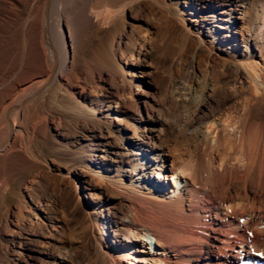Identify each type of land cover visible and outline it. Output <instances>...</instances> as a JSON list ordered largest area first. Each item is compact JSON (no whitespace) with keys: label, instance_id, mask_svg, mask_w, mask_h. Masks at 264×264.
<instances>
[{"label":"bare ground","instance_id":"bare-ground-1","mask_svg":"<svg viewBox=\"0 0 264 264\" xmlns=\"http://www.w3.org/2000/svg\"><path fill=\"white\" fill-rule=\"evenodd\" d=\"M99 1L45 2L43 44L35 47L44 68L6 98L0 118V232H10V245L18 241L20 248L42 242L34 232L35 222L27 221L22 213V207L30 201L38 211L48 214L53 229L57 230L58 223L59 234L65 236L63 224L68 209L64 195L73 199L75 190L70 188L51 204L35 194L39 176L30 175L20 183L10 177L6 167L14 159L33 169L47 164L36 141L45 139L52 125L62 135L63 126L73 124L80 131L92 133L89 143L93 152L105 147L102 139L106 133L125 136L136 149L132 152L140 154L141 162L133 163V169H144L142 176L128 179L123 174L96 172L131 196L130 211L122 215L116 229L118 239L110 242L107 250H100L104 262L107 257L111 264H264V0L242 10L237 0H227L198 31L207 36L216 34L222 46L231 40L236 45L239 38L225 30L234 19L251 18L246 33H236L246 44L245 53H240L234 63L236 78L228 90L224 89L225 98L216 104L220 108L230 103L231 108L212 111L205 121L193 126L191 133L199 138L196 152H185L178 143L159 144L146 135L164 130L159 124L161 104L141 89H134L153 73L148 65L151 51L145 50L146 41L142 39L138 57L143 55V64L149 69L131 67L137 51L126 48L115 32L114 15L97 12ZM172 1L185 4L181 12L186 13L196 0ZM172 27L185 47L193 34L191 27L180 17ZM84 36L85 44L81 43ZM199 39L202 46H207L203 38ZM150 122L160 128L149 127ZM169 160L171 179L163 175ZM68 166L67 174L83 165L76 161ZM14 198H20L22 204L14 203ZM5 204L8 208L3 213ZM13 207L14 228L10 229L9 212ZM100 209L94 207L92 212L100 213ZM62 244L58 243L60 249L66 245ZM212 252L218 253L216 262L209 257ZM22 255L13 253L9 244L1 246L0 264H20ZM62 255V264L73 263L74 254L69 250Z\"/></svg>","mask_w":264,"mask_h":264},{"label":"rangeland","instance_id":"rangeland-1","mask_svg":"<svg viewBox=\"0 0 264 264\" xmlns=\"http://www.w3.org/2000/svg\"><path fill=\"white\" fill-rule=\"evenodd\" d=\"M256 1L237 0L236 5L240 10L244 9L243 7L251 9ZM45 2L46 0H0L1 119L5 112L3 106L6 98L12 96L20 84L30 80L44 68L35 47H41L43 44L42 14ZM225 3L227 0H196L192 2L189 12L182 13L186 5L177 4L172 0L99 1L97 12L103 16L114 15L117 18L116 34L124 41L126 48L137 51L131 67L149 69L147 64H143V55L138 57V43L142 39L146 41L145 50L151 51L148 65L153 73L143 78L134 89L135 92L141 89L142 93L154 98L162 106L159 124L164 130L146 133L159 144L171 146L178 143L183 151L196 152L199 138L192 135L193 126L205 121L212 111L231 108L228 106L230 103L223 105V108L216 104L225 98L224 89L228 90L236 78L234 63L240 53H245L243 45H246L240 34L236 33L245 34L251 18L247 16L242 21L234 19L232 26L229 24L230 27L225 30L239 38L236 45L231 40L222 46L221 38L216 37V34L207 36L204 32L198 33L221 11ZM237 16H241L239 12ZM178 17L183 19L193 32L185 47L180 35L175 33L172 27ZM84 37L81 41L83 44L87 38ZM200 37L207 46L200 44ZM159 124L150 122L148 126L155 125L160 128ZM65 126L63 134L59 135L52 125L53 130L46 131V138L36 141L42 160H46L47 164L41 163L39 168L33 169L23 161L14 159L6 167L10 177L20 183L30 175L39 176L41 179L37 184L38 188H35V194L51 204L56 197L62 193L66 194L70 188L75 190L73 199L67 194L64 195L63 202H66L65 208L68 209V217L63 224L65 236L59 234L61 228L58 223L55 224L57 230L53 229L47 218L48 214L38 211L36 204L29 201L22 207V213L27 221L32 219L35 222L37 227L34 232L42 242H31L20 248L18 241L10 245V232L1 231L0 247L9 244L13 253L22 252L20 264H54L55 261L62 264L65 249L74 254L73 263L66 261V264H111L107 257L104 262L100 250H107L108 244L118 239L116 229L121 223L122 215L130 211L131 196L130 193L120 191L108 181L99 178L96 172L106 171L111 176L123 174L127 179L131 176H142L144 169L138 166L134 170L132 166L135 162L140 164V154L132 152V149H136L128 138L120 137L116 133H106L102 139V142L106 143L105 147H98L93 152L89 143L92 133L80 131L73 124ZM53 150L55 152H52ZM76 161L81 162L83 166L70 169L67 174L68 165ZM170 166L171 160L163 169V175L171 179ZM127 169L130 172H127ZM157 174L158 170H155L154 175ZM165 190H168L166 186ZM13 202L22 204L20 198H14ZM94 207L101 208V212L93 213ZM7 208L5 204L3 213H6ZM15 211L16 207H13L9 212L10 229L14 228L11 220ZM33 212L37 215H32ZM24 235L26 234L23 233ZM58 243L66 245L62 244L64 247L60 249ZM209 257L216 262L218 253L212 252Z\"/></svg>","mask_w":264,"mask_h":264}]
</instances>
